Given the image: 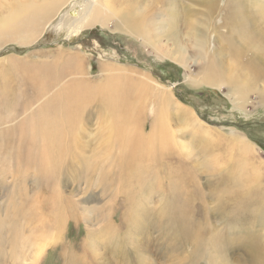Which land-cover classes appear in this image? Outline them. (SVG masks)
Returning <instances> with one entry per match:
<instances>
[{
	"label": "rangeland",
	"instance_id": "obj_1",
	"mask_svg": "<svg viewBox=\"0 0 264 264\" xmlns=\"http://www.w3.org/2000/svg\"><path fill=\"white\" fill-rule=\"evenodd\" d=\"M78 1L48 8L51 0H0V20L21 5L32 20L0 31V264H264V78H244L250 88L243 97L228 85L202 84L206 60L185 46L178 21L186 8L198 27L203 23L205 48L226 67L235 60L230 48L242 52L241 65L253 58L264 68V0H135L156 25L177 33H163L159 48L148 25L145 39L128 34L103 5L82 15L79 30L45 31ZM115 2L125 15L127 3ZM93 16L100 22L87 24ZM185 51L186 68L173 60ZM75 56L82 75L62 78L38 99V79L67 75L66 60ZM102 67L146 76L159 94L151 92L144 112L132 116L131 106L122 113L105 104L99 90L86 98L84 114L91 115L79 132L46 142L41 126L28 129L71 82L103 86ZM160 95L170 114L163 142L156 131L150 138ZM177 108L190 119L181 121ZM236 136L251 150L232 141ZM51 157L48 176L40 163L47 158L50 166Z\"/></svg>",
	"mask_w": 264,
	"mask_h": 264
},
{
	"label": "bare ground",
	"instance_id": "obj_2",
	"mask_svg": "<svg viewBox=\"0 0 264 264\" xmlns=\"http://www.w3.org/2000/svg\"><path fill=\"white\" fill-rule=\"evenodd\" d=\"M63 1L64 0H61V1L51 0L50 5H47L46 7L51 8L54 5H63L66 2L65 1L64 3H62ZM115 1L116 0H79L78 2L74 4L75 8H71L72 12L68 17H63L62 15H59L54 20L53 23H50L47 25V28L49 26L51 27L54 26L57 30H60L62 28L64 29L67 28L68 30L69 28H73V29L75 27L78 28L80 25L78 27L77 25L82 24L85 21L83 20L84 18L82 17V15L86 13L89 10V8L91 9L94 5H103L105 7V13L107 14V18L108 17L116 18L117 23H114L115 27H117L118 29L122 27L124 31H126L128 34H133L142 39L147 38L151 34L149 32L150 30L153 35V37H151L152 44L156 45L158 48L160 47L157 41L158 38L163 36V33L168 34L170 31H171L170 34L173 33V30L171 28L170 30H168L169 28H166L165 23H163L162 21H161L162 22L161 24L156 25V21L154 18L155 15L153 16L149 12L147 15L146 11L148 10V8L147 9L146 7L139 8V6L142 7L144 5H138L139 3L137 1L124 0L127 3V5L124 10L126 14L123 16L121 13L114 10L112 5H113V2L115 5H117ZM119 1L120 0H117V2ZM14 5H17V4H14ZM148 5H152V4H148ZM213 6L214 5H212V7ZM27 13L30 14V7H28V5L14 6L13 9H10L7 12V15L5 17L1 18L0 31L10 32L15 27H18V25L24 26L25 24H28V22L31 19L27 18ZM179 13L181 14L182 17L178 21H182L180 25L184 28L183 33H184V38H185V41H184L185 46L190 44V46L194 48L193 54L199 57V59L206 60V66H205L206 71H205L204 76L202 77V84L214 86V87H220L221 85H228L236 91V94L238 96L243 97V95L250 88V86L245 83V80L246 82L251 81L252 83H255L256 81L264 78V68L260 66L259 64L260 62L256 63L254 62L252 58L248 63L246 62V64L241 65L239 63L237 59L240 58L239 56H241L242 52L240 50H237L234 52L233 49H230V48L228 49L227 55L230 54L232 57H234L235 60L233 61V63H231V65H228V67H226L227 65H224V63H222L221 58L217 57L215 52L209 53V51L205 48V45L207 43L206 34H207L208 28H206L203 23L199 25L200 27L199 28L198 22L195 19L191 18V15L186 8H181ZM36 14L37 13L30 15L31 18L34 19L36 17ZM177 16H178V12H177ZM144 18L146 19L144 20ZM152 19H153L154 25L158 27H155V28L153 27V24L151 22ZM19 21H21V23H18L17 25H15ZM96 22H100V21L98 20L96 16H93L92 18L90 17L87 24L91 25V24H95ZM143 23L144 25H148L149 30L146 27H144ZM73 29L71 30L73 31ZM245 32L246 31H244V34ZM248 33L250 34V32ZM176 35H177L176 32L173 33V36L176 37ZM182 38L180 37L181 41H182ZM249 39H251V34H250ZM178 48L183 49L184 47H181L180 45H178ZM185 53L186 51L182 52L181 53L182 56H180V54L178 53V56L176 58H173L174 62H179V64L182 67H185L184 65L186 62V59L184 57ZM229 59H231L230 56H229ZM66 61L68 63V69H69L68 70L69 72L67 75L52 77L54 82L51 81L52 80L51 78H50L51 79L50 82H48V80L41 81L40 79H38L39 81L37 83V80H36V83H37L36 85L38 86V90L40 92L38 99L42 98L46 93H48V91L51 89L50 87L54 86L55 83L56 84L59 83V81L62 78L65 79V77L69 78V76H71L72 78L76 79L77 76L82 75L84 70L81 67H84V66H83V61L80 57L75 56V58H70V59H67ZM235 69L237 70L240 69L242 71H245L246 74L244 75V77H241L239 73L235 71ZM229 72H230V75L226 78L225 75ZM233 72H236L238 76L237 79L231 77V74ZM102 73L105 76V79H104L105 83L103 86L102 84H99L97 86H92L87 81L83 82L84 80L83 81L77 80V81L71 82L69 86L64 87V89L59 91L54 97L51 98V100H49L46 104H44V106L41 107L40 109L41 117L37 121H30V125H28V129L31 132H33L35 130L34 125L41 126L43 137L46 142L48 141V139H56L64 134L69 135L73 131L79 132L80 131L79 124H82L84 121H88V117L91 115V113L84 114V111H85L84 105L88 102L86 98L93 97L95 94H98L100 92L99 90H101V92H105L106 99L103 102L107 105H109L110 103L111 107H113L116 110L118 108H121L122 113L126 107H130V106H131L130 113H132V116L135 114L144 112V109L146 108V105H147V101H150V97H148V95H151V92L154 91V85L148 77L140 76V74L136 72L134 73L132 71L131 73H129V70H123L122 74H116L113 71L110 72V70L107 67H102ZM134 75H136L135 82H132L131 79H134ZM47 76L45 77L47 78ZM243 86H245V90L242 89ZM158 94L156 95L153 92V96L155 97L154 99H156V96H158ZM159 97L160 99L157 100V103L159 102V107L153 115L152 127L150 130L152 136L150 138H153V135L156 131L159 136L157 141L159 142L160 140L161 142H163V138L165 137L166 130H167L166 120L170 116L169 99L167 97L165 99L161 95ZM154 103H155V100H154ZM137 109L138 111L136 112ZM177 115L181 121L185 122L186 120L190 119L191 114H189L188 112L184 110H180L179 108H177ZM191 119L194 122L195 126L197 127L198 131H203L205 137L207 136L208 137L207 139H210V136L207 132L208 130L206 131L204 128H202L201 124L198 123L195 120V118L191 117ZM75 135L77 134H74V136ZM231 139L234 142L237 141L238 143H241L240 146L245 148L246 151L251 150L246 143L242 142V139L240 137L236 136V137H232ZM140 143L142 144V142ZM152 143L154 144V141ZM144 152H147V151H144ZM151 153L153 154V152ZM146 154L147 153H145V155ZM25 160L28 164H31L34 162V156L29 155L25 158ZM49 162L50 161L47 158H43L41 160L40 165L43 167V172H46L48 176H51L53 175L51 173L54 170L53 169L54 160L52 159V157H51L50 166L47 165Z\"/></svg>",
	"mask_w": 264,
	"mask_h": 264
},
{
	"label": "trees",
	"instance_id": "obj_3",
	"mask_svg": "<svg viewBox=\"0 0 264 264\" xmlns=\"http://www.w3.org/2000/svg\"><path fill=\"white\" fill-rule=\"evenodd\" d=\"M252 140H254L255 142H258V141H256V139L254 138H252ZM262 148H263V150H264V146L263 145H261V144H259Z\"/></svg>",
	"mask_w": 264,
	"mask_h": 264
},
{
	"label": "water",
	"instance_id": "obj_4",
	"mask_svg": "<svg viewBox=\"0 0 264 264\" xmlns=\"http://www.w3.org/2000/svg\"><path fill=\"white\" fill-rule=\"evenodd\" d=\"M52 27L51 26H49L45 31H48L49 29H51Z\"/></svg>",
	"mask_w": 264,
	"mask_h": 264
}]
</instances>
